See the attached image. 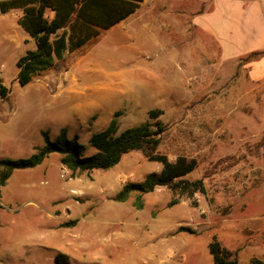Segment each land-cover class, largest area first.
Listing matches in <instances>:
<instances>
[{
	"label": "rangeland",
	"instance_id": "1",
	"mask_svg": "<svg viewBox=\"0 0 264 264\" xmlns=\"http://www.w3.org/2000/svg\"><path fill=\"white\" fill-rule=\"evenodd\" d=\"M179 2L165 11L197 10ZM149 9L138 12L146 25L103 30L24 86L16 81L17 61L35 44L18 25L19 11L0 13V84L10 91L0 99V160L31 156L43 145L41 131L53 140L61 129L91 155L89 137L117 113L118 133L161 123L154 153L170 161L195 159L198 166L186 179H202L205 194L179 198L158 186L136 209V193L124 202L115 196L125 184L160 171L141 151L74 178L52 154L35 168L15 171L0 187V264H56L57 251L69 256L68 264H213L207 244L216 235V219L235 218L242 230L264 225V88L183 83L186 74L194 79L200 60L194 39L162 17L153 22L149 17L159 14ZM150 110L161 114L151 119ZM175 198L179 202L169 206ZM238 235L243 244L251 242Z\"/></svg>",
	"mask_w": 264,
	"mask_h": 264
},
{
	"label": "trees",
	"instance_id": "2",
	"mask_svg": "<svg viewBox=\"0 0 264 264\" xmlns=\"http://www.w3.org/2000/svg\"><path fill=\"white\" fill-rule=\"evenodd\" d=\"M141 2L142 0H0L1 14L10 11L21 13L18 25L35 44L33 50L26 51L17 61V83L20 86L28 84L66 54L81 48L101 31L133 14ZM9 92V89L0 84V99H5ZM160 114V110H150L149 118L156 119ZM116 117L117 113L104 130L89 137L88 146L95 152L88 156L84 155L86 146L79 143L77 136L70 138L65 129H61L53 140L46 131H41L43 145L34 147L31 156L0 160V187L6 184L14 171L35 168L52 154L59 156L60 165L69 172L70 178H74L80 172L108 170L117 165L128 152L141 151L149 161L159 163L161 169L159 172L149 173L140 183L125 184L115 196L117 202H124L130 194L136 193L134 206L141 209V197L158 186L169 188L179 198L192 199L195 193L205 194L202 179H186L198 166L195 159L181 156L170 161L166 155L154 153L164 133L161 123L142 124L118 133ZM179 198L171 200L169 206L178 203ZM191 204L195 205V202ZM207 250L213 264H238L236 253L223 248L215 237L208 243ZM54 261L56 264H68L69 258L57 253ZM251 264L264 262L252 259Z\"/></svg>",
	"mask_w": 264,
	"mask_h": 264
},
{
	"label": "crops",
	"instance_id": "3",
	"mask_svg": "<svg viewBox=\"0 0 264 264\" xmlns=\"http://www.w3.org/2000/svg\"><path fill=\"white\" fill-rule=\"evenodd\" d=\"M175 1L192 3L197 10L166 12L165 5ZM146 6L150 7L147 13L159 14L149 17L153 22L162 17L168 24L176 25L186 40L194 39L200 60L194 67V79L186 74L183 83H250L252 87L264 88V0H142L133 14L107 30H123L127 22L128 25H146V17L138 14ZM187 62L191 66L192 63ZM117 78L124 79L119 75ZM133 79L136 80L134 74L130 76V80ZM235 221V218L216 219L217 227L212 231L216 235L212 238L220 233L218 241L223 248L236 253L238 264H251L252 259L264 262V239L260 238L264 225L247 226L242 230ZM243 233L251 242L243 244L237 239L238 234ZM247 246L249 253L241 260L240 255Z\"/></svg>",
	"mask_w": 264,
	"mask_h": 264
}]
</instances>
